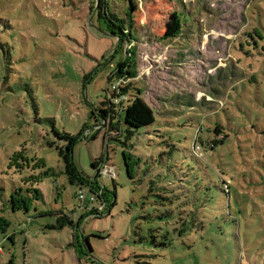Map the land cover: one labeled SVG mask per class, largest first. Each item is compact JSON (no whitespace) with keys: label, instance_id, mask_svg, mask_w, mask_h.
I'll return each mask as SVG.
<instances>
[{"label":"rangeland","instance_id":"obj_1","mask_svg":"<svg viewBox=\"0 0 264 264\" xmlns=\"http://www.w3.org/2000/svg\"><path fill=\"white\" fill-rule=\"evenodd\" d=\"M93 1L0 0V264H264V0H106L132 11L135 39L120 46ZM172 10L181 30L163 38ZM136 98L156 121L106 150L110 117ZM63 132H81L83 177L104 150L114 165L100 179L108 213L75 209L50 145ZM60 214L72 224L50 228ZM83 236L90 255L75 249Z\"/></svg>","mask_w":264,"mask_h":264},{"label":"trees","instance_id":"obj_2","mask_svg":"<svg viewBox=\"0 0 264 264\" xmlns=\"http://www.w3.org/2000/svg\"><path fill=\"white\" fill-rule=\"evenodd\" d=\"M93 8L96 10L98 17L104 18L108 22V29L110 31V34L116 38L117 46H120L121 43L124 41L130 42L131 40L135 39L133 36V32H131V30L129 29L131 27V22L133 21L132 20L133 16H132V11H131L130 6H128L126 10H124L123 18H120L117 15L109 12L108 5L106 6V0H94L92 9ZM148 15L147 16L149 20L153 22L154 17L156 16H154V14H151V13H149ZM181 26H182L181 14L176 10H172L171 13L169 14L168 22H166V24L164 25V33L162 37L167 38V37H171V36L174 37L178 35L181 30ZM129 62H130L129 58L122 59V63L127 66ZM117 66L118 68L121 67L119 63ZM118 73L120 74L122 72L119 70V72L114 74L116 76V79L119 76ZM123 73L125 75H130V74H134V71H124ZM113 82L114 81H110V86L112 85L111 83ZM118 89L123 91V89L120 87ZM108 91L109 89L106 88L105 92H108ZM110 92L115 95L114 92L116 91L110 90ZM103 103L104 102H102V104ZM111 112H112L111 108H104V109L98 110V113L103 117L107 115H109L110 117ZM110 118L111 120L109 123V129H110V132H112L113 134L111 135L104 134L102 137L103 145L106 150L108 149L107 148L108 146H106V143H110L111 141H119L122 145L126 147L127 141L133 136L134 133H136L141 128H144L146 126L153 124L156 121L153 111L148 107V105L144 101H142L139 98H136L135 101L126 108L122 116L120 115L119 117L114 116ZM214 132L216 135L220 134L219 126H216L214 128ZM57 136L60 140L64 142V146L58 147L53 142H51L50 145L56 146V150L60 158L63 161L64 172L68 178V181L71 184L78 185V188L87 187L91 194L94 193L98 189L99 187L98 183L100 179L102 178V176H100V171L103 165L108 164L114 167V165L109 163V160H107L109 158H107L106 156L107 155L106 151L105 150L102 151V153L96 159L92 161V168H94L95 170L94 175L92 177H83L76 169L75 164L72 159V150H73L75 143L80 139L81 132L78 135H69L63 132V133L57 134ZM222 138L223 137L221 136V139L216 138V139L211 140L210 141L211 146H215L216 144L221 142ZM126 152H127L126 149L123 150V156L125 160L128 159ZM125 163L127 166L128 165L127 160L125 161ZM114 171H115V167H114ZM127 174L130 176V171H129L128 166H127ZM115 177H116V172H115ZM114 178H110V179L114 180ZM103 191H105V193L103 192L104 198L107 197V200H108V204L104 212L108 213L109 207L114 204L115 195L114 193L110 194L105 189V187L103 188ZM11 200H12L13 207L16 208L17 202H15L13 198ZM18 206L21 207V205L19 204ZM86 215H93L96 217L100 216L99 214H95L94 211L86 212ZM187 217L190 218V216H187ZM72 222H73L72 220L60 214V216L58 217L56 221V224L50 225L49 227L52 229L62 228L65 226V224L67 223L72 224ZM2 226L6 228L8 226V222L7 221L4 222ZM169 228L170 230L165 231L163 235V237L167 241H170L169 236H171L172 233H178L179 235L181 234L183 235L185 232H187L189 230V222H187V219L184 218L182 222L178 224L177 227L171 226ZM81 239H82L81 245H76V243L74 244L76 251L78 252L79 255H83V254L90 255L92 253V249L89 244L88 237L83 236L81 237ZM2 264H14L12 257H10L6 262Z\"/></svg>","mask_w":264,"mask_h":264},{"label":"built area","instance_id":"obj_3","mask_svg":"<svg viewBox=\"0 0 264 264\" xmlns=\"http://www.w3.org/2000/svg\"><path fill=\"white\" fill-rule=\"evenodd\" d=\"M119 85V80L115 81L112 83V87H115L116 84ZM117 85V86H118ZM116 86V87H117ZM119 86L117 87V90ZM115 91V90H114ZM108 167V170H105V168ZM110 169H112L110 171ZM108 171V172H106ZM114 171V167L108 164H104L103 167L101 168L100 171V176L102 177H109V178H114L115 177V171ZM98 189L94 192V193H90L87 187H83V188H78L75 196H76V201L78 202V206H76V210H82V209H86V212H92L94 211L95 214H101L105 211L106 209V200L103 196V188L104 186L101 184V182L99 181L98 183ZM100 198V199H99Z\"/></svg>","mask_w":264,"mask_h":264}]
</instances>
